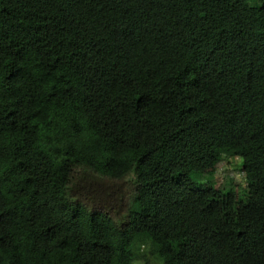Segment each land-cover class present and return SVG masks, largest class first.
I'll return each mask as SVG.
<instances>
[{"label": "trees", "instance_id": "16d2710c", "mask_svg": "<svg viewBox=\"0 0 264 264\" xmlns=\"http://www.w3.org/2000/svg\"><path fill=\"white\" fill-rule=\"evenodd\" d=\"M152 262L264 264V0H0V264Z\"/></svg>", "mask_w": 264, "mask_h": 264}, {"label": "rangeland", "instance_id": "374dc122", "mask_svg": "<svg viewBox=\"0 0 264 264\" xmlns=\"http://www.w3.org/2000/svg\"><path fill=\"white\" fill-rule=\"evenodd\" d=\"M207 176L214 181L217 188L225 189L230 188L232 185L236 187L237 197L239 200H245L248 195V187L245 178V173L243 171L241 159L237 156H224L223 160L219 162L214 169L209 170L207 172ZM79 181L76 182V185ZM75 185V186H76ZM105 196L110 197L105 202L100 203L106 210L111 214L115 215L117 210L119 209L120 203L119 195L122 192H119L120 187L117 183H108L106 185ZM77 191L83 194V197L88 202H94V196L86 194L85 190L77 187ZM117 193V194H115ZM113 195V196H112ZM99 199H106L103 196H99ZM150 264H159L156 262H152Z\"/></svg>", "mask_w": 264, "mask_h": 264}, {"label": "clouds", "instance_id": "9594fccd", "mask_svg": "<svg viewBox=\"0 0 264 264\" xmlns=\"http://www.w3.org/2000/svg\"><path fill=\"white\" fill-rule=\"evenodd\" d=\"M230 157V156H229ZM238 157V156H237ZM245 178H246V175H245ZM247 182V181H246Z\"/></svg>", "mask_w": 264, "mask_h": 264}]
</instances>
